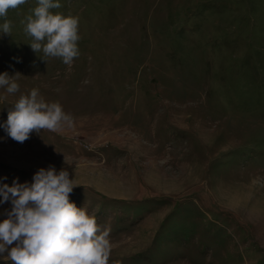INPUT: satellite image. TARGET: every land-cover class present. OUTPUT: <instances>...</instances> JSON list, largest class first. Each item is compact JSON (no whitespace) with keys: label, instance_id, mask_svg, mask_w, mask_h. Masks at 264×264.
I'll return each instance as SVG.
<instances>
[{"label":"rangeland","instance_id":"obj_1","mask_svg":"<svg viewBox=\"0 0 264 264\" xmlns=\"http://www.w3.org/2000/svg\"><path fill=\"white\" fill-rule=\"evenodd\" d=\"M59 3L79 18L71 65L28 45L36 0L8 11L0 74L20 91L0 89V124L36 88L74 126L23 144L0 128V186L66 170L108 264H264V0Z\"/></svg>","mask_w":264,"mask_h":264},{"label":"clouds","instance_id":"obj_2","mask_svg":"<svg viewBox=\"0 0 264 264\" xmlns=\"http://www.w3.org/2000/svg\"><path fill=\"white\" fill-rule=\"evenodd\" d=\"M26 3L0 0V18L4 19L0 32L11 35L8 11ZM36 4L21 21L25 35L31 38L28 45L34 53L42 52L40 58L45 62V58H60L71 65L80 55L79 18L53 14L50 9L62 7L59 0H36ZM18 76L0 74V89L7 95L18 93ZM73 126L74 118L61 104L45 102L36 88L20 95L8 111L6 122L0 124L8 137L21 144L34 131L60 132ZM75 187L66 170L57 172L52 166L39 169L31 184L14 180L12 186H0V204H11L7 218L0 221V258L11 264H108L109 232L102 230L85 209L70 202Z\"/></svg>","mask_w":264,"mask_h":264}]
</instances>
